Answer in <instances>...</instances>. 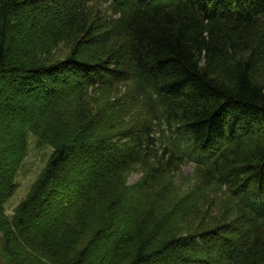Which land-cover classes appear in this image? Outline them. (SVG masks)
Listing matches in <instances>:
<instances>
[{
  "label": "trees",
  "instance_id": "16d2710c",
  "mask_svg": "<svg viewBox=\"0 0 264 264\" xmlns=\"http://www.w3.org/2000/svg\"><path fill=\"white\" fill-rule=\"evenodd\" d=\"M0 80V264H264V0H0Z\"/></svg>",
  "mask_w": 264,
  "mask_h": 264
},
{
  "label": "rangeland",
  "instance_id": "374dc122",
  "mask_svg": "<svg viewBox=\"0 0 264 264\" xmlns=\"http://www.w3.org/2000/svg\"><path fill=\"white\" fill-rule=\"evenodd\" d=\"M24 21V18L21 19V22ZM20 27V25H18ZM18 39V37H17ZM19 42V39H18ZM64 56L63 52H58L57 57ZM0 89L3 91L7 90H15L16 92H19L20 99H16L20 104H22V100L25 97V94L22 89V84H16L14 82H10L9 80H0ZM126 89L129 91L131 89L130 84L123 85V94L126 93ZM65 90L64 88L62 91ZM44 100V99H40ZM38 101L39 99L31 97L29 100V107L32 109H35L38 107ZM12 113H14L16 116L20 115V112L17 107L14 105L9 106L8 108ZM6 110L5 108H1V111ZM159 135V134H158ZM53 152V148L50 145H40L38 142V139L33 134L28 135L27 139V145L25 149V157L20 164L17 173L13 179L14 187L12 189V194L6 199L4 206H3V213H4V222L5 223H11L13 220V217L15 216V212L19 205L26 199V197L29 195L33 185L35 184L36 180L38 179L39 175L43 171L44 167L46 166L48 159L50 158L51 154ZM90 156V157H89ZM85 156V158L91 160V162H95L100 160V157H96L94 155ZM87 169L88 163L83 165V167L77 166L72 167V171H74L75 174H77L76 181L74 183L70 184V189L66 192L69 193L72 197L79 196L81 192V188L86 183V180L83 177H80V172H82L80 169ZM194 166L192 164H184L182 165V170L179 172V181L182 186H188L191 181L197 180L199 178L198 172H196ZM142 176V173L135 168L128 176V182L129 184H133L137 182ZM59 203L53 202L49 205L48 210L41 211L39 215L35 216L29 223H27V226L29 229L34 230L37 225L43 224L42 221L45 219H50L52 216H55L59 212ZM8 229V228H7Z\"/></svg>",
  "mask_w": 264,
  "mask_h": 264
}]
</instances>
